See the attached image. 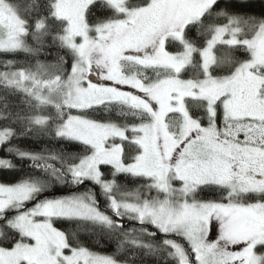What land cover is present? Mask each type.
<instances>
[{"label": "snow or ice", "instance_id": "obj_1", "mask_svg": "<svg viewBox=\"0 0 264 264\" xmlns=\"http://www.w3.org/2000/svg\"><path fill=\"white\" fill-rule=\"evenodd\" d=\"M221 3L0 0V52L34 60L2 64L0 146L63 145L6 149L33 172L0 183V264H264V15ZM57 185L85 190L47 196ZM65 221L105 230L116 253Z\"/></svg>", "mask_w": 264, "mask_h": 264}, {"label": "trees", "instance_id": "obj_2", "mask_svg": "<svg viewBox=\"0 0 264 264\" xmlns=\"http://www.w3.org/2000/svg\"><path fill=\"white\" fill-rule=\"evenodd\" d=\"M229 3L233 7L230 9L231 12L237 15H252V16H262L264 15V0H222L221 6H224V3ZM51 51V55H46L45 52H41L39 55V59L41 61H45L48 63H54L56 60V51L54 49ZM60 55H64L63 51H60ZM6 60H13L18 63H25L28 60H32L27 53L22 51L16 53H3L0 52V70L2 69V64ZM34 63V60H32ZM70 67V61H69ZM150 74V73H149ZM111 83V82H109ZM72 114H78L73 111ZM91 118H106V114L103 110H98L96 112L90 113ZM113 120L116 119L115 113H113ZM2 126V125H0ZM18 146L24 150H32L39 151L42 147H50V148H59L63 147V145L56 144L55 141L49 142L47 138L42 137L41 142L37 143L36 138H13L11 144H5L0 146V158L9 159L16 165V168L13 170H4L0 169V182L2 183H14L21 178H26L30 172H33L32 169L29 168V164L31 163L29 160H20L14 154H9L6 149L8 147ZM68 151L71 152H79L80 147L73 144L68 148ZM35 174V173H34ZM121 182L123 181V177H121ZM142 183V181L137 180L135 184L128 183V188H134L137 184ZM90 186V182L89 185ZM76 188L72 185L61 186L57 185L54 188L49 189L48 193L60 192V191H70ZM84 187L76 188L73 193L83 192ZM98 192L99 189L97 188ZM47 193V194H48ZM68 194V193H67ZM205 199H220V195L216 194L215 196L208 195L203 197ZM252 202V201H249ZM31 206V205H29ZM55 226L61 230L66 231L69 235L73 232H76V239L85 246L88 247L91 251L102 254V255H112L117 251V245L119 244V240L116 238H111L107 235L105 230L97 226H93L91 224H80L79 228H77V224L75 222L65 221V222H57ZM127 247V245L125 246ZM166 255V254H165ZM142 257V259H141ZM117 259L121 261V264H164V256H143L142 253L138 257H133L131 252H127L124 255H118ZM168 264H174V262L169 258Z\"/></svg>", "mask_w": 264, "mask_h": 264}, {"label": "water", "instance_id": "obj_3", "mask_svg": "<svg viewBox=\"0 0 264 264\" xmlns=\"http://www.w3.org/2000/svg\"><path fill=\"white\" fill-rule=\"evenodd\" d=\"M93 82H96L95 79H93ZM77 188V187H76ZM72 189L70 191H60V192H54V193H48L46 194L47 196L51 197V196H60V195H65L67 193H73L75 191V189Z\"/></svg>", "mask_w": 264, "mask_h": 264}, {"label": "rangeland", "instance_id": "obj_4", "mask_svg": "<svg viewBox=\"0 0 264 264\" xmlns=\"http://www.w3.org/2000/svg\"><path fill=\"white\" fill-rule=\"evenodd\" d=\"M93 79H95V78H93ZM105 83H107L108 85H110L111 86V84H112V82L111 83H109V82H105ZM123 90H131V89H129L127 86H124L123 87ZM117 143H119V140H117L116 141ZM0 183H2V182H0ZM71 194H73V193H68V194H65V195H60V196H56V197H61V196H67V195H71ZM216 235H218V234H216ZM210 236L213 238V239H215V235H213L212 233H211V231H210ZM233 250H238V248H234Z\"/></svg>", "mask_w": 264, "mask_h": 264}, {"label": "flooded vegetation", "instance_id": "obj_5", "mask_svg": "<svg viewBox=\"0 0 264 264\" xmlns=\"http://www.w3.org/2000/svg\"><path fill=\"white\" fill-rule=\"evenodd\" d=\"M213 223H215V221H213ZM149 230L150 231H154V229L151 227V226H149ZM212 233V232H211ZM213 234V233H212ZM216 234H218V225H216ZM214 235V234H213ZM185 246L187 247V245H186V242H185Z\"/></svg>", "mask_w": 264, "mask_h": 264}]
</instances>
